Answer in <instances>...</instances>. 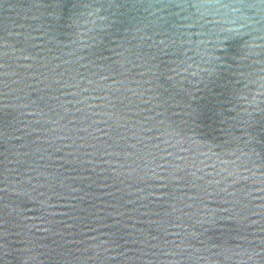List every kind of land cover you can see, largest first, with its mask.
Instances as JSON below:
<instances>
[{"label": "water", "instance_id": "obj_1", "mask_svg": "<svg viewBox=\"0 0 264 264\" xmlns=\"http://www.w3.org/2000/svg\"><path fill=\"white\" fill-rule=\"evenodd\" d=\"M0 264H264V0H0Z\"/></svg>", "mask_w": 264, "mask_h": 264}]
</instances>
